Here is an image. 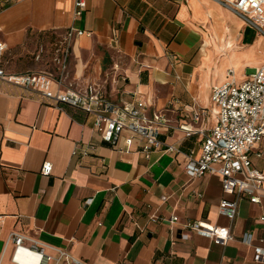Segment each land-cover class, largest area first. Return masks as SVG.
<instances>
[{
    "label": "crops",
    "instance_id": "crops-1",
    "mask_svg": "<svg viewBox=\"0 0 264 264\" xmlns=\"http://www.w3.org/2000/svg\"><path fill=\"white\" fill-rule=\"evenodd\" d=\"M74 2L0 0L6 71L57 73L53 52L65 30L91 31L73 43L62 89L100 83L115 101L137 92L150 113L166 114L160 138L184 154L156 150L146 159L137 144L118 152L101 139L94 114L0 78V264H16L12 231L39 240L48 254L60 247L89 264H264L255 260L256 246L264 247V189L262 203L242 200L234 220L221 215V199L232 196L220 176L190 178L185 169V154L198 157L204 135L181 129L215 126V86L231 71L241 83L264 64V36L218 0H88L77 19ZM200 107L208 116L191 121ZM78 144L95 147L83 155L74 153ZM256 148L264 173V142ZM195 221L227 225L233 238L217 244L187 226ZM246 232L252 245L242 240Z\"/></svg>",
    "mask_w": 264,
    "mask_h": 264
},
{
    "label": "built area",
    "instance_id": "built-area-1",
    "mask_svg": "<svg viewBox=\"0 0 264 264\" xmlns=\"http://www.w3.org/2000/svg\"><path fill=\"white\" fill-rule=\"evenodd\" d=\"M222 5L232 8L246 24L256 29L264 36V0H218ZM74 16L80 18L88 8V0H75ZM1 31V26H0ZM92 35L91 31L72 25L62 35V39L53 52V63L57 73L48 71H32L26 73L7 72L3 66V57L8 45L0 40V78L26 88L35 89L59 104H66L80 108L95 115V128L100 133L103 142L114 150L128 153L135 145L144 158L149 159L156 150L169 152L173 155L184 154L174 144H169L160 138L163 129L169 125V119L163 112H149L148 102L133 93V99L115 101L103 91L100 83L90 84L85 91H79L66 86L67 71L72 46L75 40L83 35ZM47 49L40 46L35 60L43 62ZM231 80L215 86L212 101L216 108V124L211 130L196 128H181L186 137L197 133L204 135L201 143V153L197 157L194 150L185 154L187 163L186 172L190 178L202 177L205 174H218L222 181V189L226 195L219 204L220 214L229 220L238 215L239 203L248 199L252 203H262L264 189V173L255 166L253 156L261 158L263 151L256 145L264 142V64L258 66L254 73L238 83L233 77ZM59 86L53 90V83ZM209 110L197 108L190 116L191 121L199 123ZM78 144L74 153L86 155L94 149L93 144L87 147ZM51 162H45L42 167L44 174L52 172ZM164 199H166L164 197ZM92 200L89 199L88 202ZM172 217V221H176ZM152 221L158 218L153 216ZM264 221V216H261ZM3 219L0 216V224ZM189 228L199 235L212 239L217 244L225 245L233 238L231 228L227 225H217L202 221L189 222ZM9 240L14 244L13 261L22 263L18 256L32 254L37 262L31 264H89L85 260L73 255L64 248H55L56 254L46 253V246L39 240L12 231ZM243 242L252 245L253 234L246 232ZM255 260L264 263V247L256 246Z\"/></svg>",
    "mask_w": 264,
    "mask_h": 264
},
{
    "label": "bare ground",
    "instance_id": "bare-ground-1",
    "mask_svg": "<svg viewBox=\"0 0 264 264\" xmlns=\"http://www.w3.org/2000/svg\"><path fill=\"white\" fill-rule=\"evenodd\" d=\"M18 259L22 262V263H27V264H31L33 262H37V259L35 260V257L32 254H20L18 256Z\"/></svg>",
    "mask_w": 264,
    "mask_h": 264
},
{
    "label": "rangeland",
    "instance_id": "rangeland-1",
    "mask_svg": "<svg viewBox=\"0 0 264 264\" xmlns=\"http://www.w3.org/2000/svg\"><path fill=\"white\" fill-rule=\"evenodd\" d=\"M0 8H1V4H0ZM255 31H256V30L254 29V32H255ZM253 34H254V33H253ZM263 56H264V54H263ZM34 60H35V59H34ZM35 63H37L38 65H42V64H41L42 62H37L36 60H35ZM254 71H255V70H254L253 68H250V69H248V70L246 71V73L250 75V74L254 73Z\"/></svg>",
    "mask_w": 264,
    "mask_h": 264
}]
</instances>
